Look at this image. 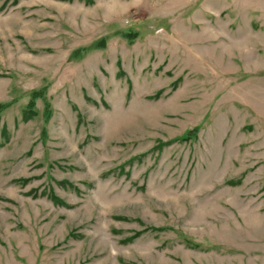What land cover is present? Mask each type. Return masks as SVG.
I'll list each match as a JSON object with an SVG mask.
<instances>
[{
    "label": "rangeland",
    "instance_id": "rangeland-1",
    "mask_svg": "<svg viewBox=\"0 0 264 264\" xmlns=\"http://www.w3.org/2000/svg\"><path fill=\"white\" fill-rule=\"evenodd\" d=\"M0 264H264V0H0Z\"/></svg>",
    "mask_w": 264,
    "mask_h": 264
}]
</instances>
